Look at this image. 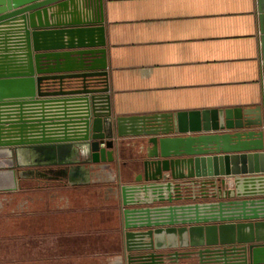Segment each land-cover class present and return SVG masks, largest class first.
I'll use <instances>...</instances> for the list:
<instances>
[{"label":"water","instance_id":"95a60500","mask_svg":"<svg viewBox=\"0 0 264 264\" xmlns=\"http://www.w3.org/2000/svg\"><path fill=\"white\" fill-rule=\"evenodd\" d=\"M258 13L264 81V0ZM105 19V0H0V149L15 184L16 168L44 166L121 180L120 139L144 137L116 188L123 264H264V101L117 116Z\"/></svg>","mask_w":264,"mask_h":264},{"label":"crops","instance_id":"0c3cea01","mask_svg":"<svg viewBox=\"0 0 264 264\" xmlns=\"http://www.w3.org/2000/svg\"><path fill=\"white\" fill-rule=\"evenodd\" d=\"M105 17L117 116L264 101L258 0H105ZM120 140L112 167L121 180L99 169L24 178L51 192L24 204L25 237L35 239L44 264H123L116 188L134 180L137 171L125 170L144 159L147 145L144 137Z\"/></svg>","mask_w":264,"mask_h":264},{"label":"rangeland","instance_id":"374dc122","mask_svg":"<svg viewBox=\"0 0 264 264\" xmlns=\"http://www.w3.org/2000/svg\"><path fill=\"white\" fill-rule=\"evenodd\" d=\"M8 159L10 158L0 157V161L5 160L7 162ZM9 169L11 170L7 167L0 169V171ZM35 182L38 183L37 180H25L24 178L20 180L19 178L16 181L15 189L0 190V264H44V261H48L44 260L45 255L36 253L35 239L30 236V238L25 237L24 231L26 228L25 220H28V218H25L24 212L26 210L25 202L29 199L51 196L50 191L36 189ZM10 186H12V183H10ZM44 186L42 188H46ZM31 228L34 229V226ZM32 229L28 228L33 232ZM28 243L31 244L30 247ZM70 263L71 261H69ZM59 264L67 263L59 262Z\"/></svg>","mask_w":264,"mask_h":264},{"label":"flooded vegetation","instance_id":"af4514ba","mask_svg":"<svg viewBox=\"0 0 264 264\" xmlns=\"http://www.w3.org/2000/svg\"><path fill=\"white\" fill-rule=\"evenodd\" d=\"M1 167L7 168L8 166L6 165V166H1ZM15 170H16V173H17L18 180L20 178L19 177L20 173L26 174V175L30 174V172H28V170L23 169V168L22 169L21 168H16ZM60 171L61 170L59 169V167L44 166V167H35L34 170L31 172V174L45 175V176H48V179H49L53 175H54V177H57L58 175H61ZM20 180H21V178H20ZM35 180H38V178H36ZM39 181H41V180H39ZM35 186L37 187L36 189H40L39 183L35 184ZM196 264H199V263L197 262Z\"/></svg>","mask_w":264,"mask_h":264},{"label":"bare ground","instance_id":"6f19581e","mask_svg":"<svg viewBox=\"0 0 264 264\" xmlns=\"http://www.w3.org/2000/svg\"><path fill=\"white\" fill-rule=\"evenodd\" d=\"M0 154L2 155L0 157H6L7 156V153L4 149H0ZM8 161L10 162V159H8ZM8 161L5 162V160H1L0 161V169H3V167H1V166H6V164L10 165V163H8ZM13 178L14 177H13V173L11 170L0 171V188H7V187L12 188V187H14L15 182H14ZM10 183H12V186H10Z\"/></svg>","mask_w":264,"mask_h":264}]
</instances>
